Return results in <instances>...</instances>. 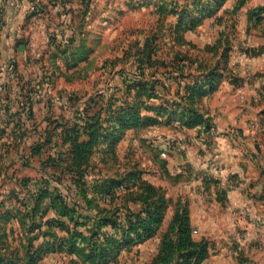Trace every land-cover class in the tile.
I'll return each instance as SVG.
<instances>
[{
	"label": "rangeland",
	"instance_id": "obj_1",
	"mask_svg": "<svg viewBox=\"0 0 264 264\" xmlns=\"http://www.w3.org/2000/svg\"><path fill=\"white\" fill-rule=\"evenodd\" d=\"M167 1H177L179 6L174 7L178 11L190 6L193 14L198 7L195 4L203 0ZM236 3L237 0H224L215 15L205 19L195 29L185 32L183 34L185 42L178 44L175 42V35L171 33L172 23L177 22L178 16L169 15L164 22L160 21L162 23L159 25L157 8L150 2L126 0L123 8L120 2H116V8L107 15L109 19L107 18L104 29L100 31V25L96 24L93 28L95 33L88 36L87 45L94 46L96 51L86 61L83 60L77 67L71 69H61L59 66L73 62L72 58L66 61L63 60L65 56L61 55L55 61L51 53L48 54V62H45L47 64L43 69L39 68L37 72L28 74L30 78L28 81L34 82H37V73L46 75L41 85L37 86L32 82L33 84H29L27 88L26 84L22 87L23 90L24 88L33 91L36 89L38 94L34 99L35 118L30 121L25 120L28 118L27 107L24 106V110H19L22 106L21 101L18 97L12 98L10 94V89L13 88L11 81L19 79L13 63L18 60L25 65V61L13 50L7 47L0 48V91L2 92L0 98V215L6 213L4 211H10L16 215L22 207L21 202L29 201L27 190L20 189L17 179L24 176L35 179L41 176L42 160L58 151L55 147L56 143H60L61 128H58V123L75 121L80 116L78 110L90 108L91 112H101V122L106 129H114L115 124H112V121L107 122L106 119L113 109L124 103L125 99L129 98L128 101H132L135 95L134 91L127 93V90H124L121 75H125L127 81L134 78L138 65L137 53L139 49L144 48L146 39L155 38L154 31L159 34V37L155 42L156 48L151 42L149 45L156 50L153 60L172 61L175 58L179 63L178 59L186 57L188 66L185 71L194 75L199 74L198 64L189 65V61L207 60V63L211 64H218L220 61L219 66L224 73L220 86L226 91L225 94L233 99L230 104L232 111H239L240 118H243L245 122L262 127V124L264 125V18L260 21L250 20L249 12L258 6H264V0H249L238 11H235ZM2 17L3 22L0 26L4 23L5 13ZM98 37L101 40H98ZM224 52L228 57L226 61L222 56ZM58 63L59 66H57ZM15 87L23 91L21 84ZM176 87L177 84L174 83L173 89ZM23 102L26 103V99ZM218 109L217 112L222 114V111ZM164 122L166 123V120ZM165 123L144 126L138 130L128 129L116 144L117 159L109 151L108 144L100 142L93 150L90 163L85 167L84 193L76 187L74 189L68 178L59 183L54 179L51 186V189L61 191L60 194L63 195L61 199L64 197L66 203L76 210L73 222L88 221L87 226L79 227L82 231L92 229L94 222L85 220L79 215L91 216L99 208H112H106V200L101 192L102 183L112 177H118V174L124 173L133 166L143 169L149 180L170 192L172 206L169 207L166 213L167 218L157 235L146 242L124 248L118 258L108 264H148L152 261L160 249L163 234L170 226L174 211L173 203L179 198L185 199V196L180 193L183 190L181 185H177L173 178L181 177L185 185L189 178H197L201 173L199 170L190 172L187 167L177 172L178 169L168 162L171 175L169 174L164 161L182 155V149L178 150V148H180L179 142L183 139L179 138L182 133L179 127ZM230 133L233 136L236 135V131H233L231 126L210 135L211 137L202 132L199 136L211 150H215L218 147L219 138L223 134ZM49 139L52 142L42 149V155L33 156L34 141L36 145L38 142H46ZM259 140L264 151V135L260 136ZM171 150L177 151L171 153ZM254 151L257 150L254 149ZM56 170H59L57 172L60 175L61 170L59 168ZM44 172L53 174V170ZM178 173L182 176H177ZM177 189L179 190L176 191ZM24 193L25 199L21 197ZM18 194L20 198H16ZM139 207V205H133L132 209L139 210ZM55 216L56 213L53 211L47 215V217ZM64 220L67 221L66 218ZM4 221L5 219L2 218L1 222ZM18 222V219L11 218L7 225L16 232L18 237L14 239L20 241L26 237V232L19 227ZM52 229L45 228L46 237L39 235L35 245L65 235V232L58 228ZM104 231L114 232L110 227L103 228V234ZM194 231L195 229L193 235L196 238L199 237L200 234ZM37 233L38 231H35L30 235L35 237ZM14 244L17 246L19 243ZM38 264H85V262L76 254L51 252ZM204 264H231V261L227 255L220 256L214 253Z\"/></svg>",
	"mask_w": 264,
	"mask_h": 264
},
{
	"label": "trees",
	"instance_id": "obj_2",
	"mask_svg": "<svg viewBox=\"0 0 264 264\" xmlns=\"http://www.w3.org/2000/svg\"><path fill=\"white\" fill-rule=\"evenodd\" d=\"M248 1L237 0L235 11L245 6ZM223 3L224 0L199 1V4H195L198 6L195 13L192 14L190 6L178 11L174 7L179 6L177 1L159 0V25L169 15L178 16L177 22L172 23L171 33L175 35L176 43L183 44V34L215 15ZM3 13L4 9L0 7V23L3 22ZM262 18L264 6H258L249 12L250 20L260 21ZM154 33L155 38L146 39L144 48L137 53L138 65L134 78L127 81L125 75H121L124 90L127 93L134 91L135 95L132 101L125 99L106 119L107 122L112 121L115 124L114 129L104 127L100 111L91 112L90 108L78 110L80 116L75 121L58 123V128H61L60 143L55 144L58 151L42 160L41 176L35 179H17L20 189L27 190L30 202L22 201V207L16 215L10 211H4L6 213L0 215V264H38L51 252L79 255L85 264H108L116 260L124 248L146 242L160 231L170 201L161 188L144 178L145 172L138 166H133L118 174V177L102 183L101 192L106 200V208H112H99L91 216L79 215L94 222L89 231L79 229L87 226L88 221L73 222L76 210L66 203L64 197L61 199V191L51 189L54 179L59 183L68 178L73 188L76 187L84 193L85 167L90 163L94 148L103 141L117 159L116 144L128 129L138 130L144 126L165 123L164 120L168 125L197 127L200 133L205 134H209L214 127L212 117L204 109L203 100L215 92L224 79L220 61L218 64L207 63V60L201 62L199 59L189 61V65L198 64L199 74L194 75L185 71L188 66L186 57L178 59L179 63L175 58L172 61L153 60L157 47L155 42L159 37L156 31ZM150 42L155 48L149 47ZM59 53L67 57V60L70 58L68 48ZM72 54L76 56L77 52ZM88 56V51H82L72 61L77 64ZM222 56L225 61L228 60L226 52ZM13 67L17 70L16 63H13ZM174 83L177 87L173 89ZM1 94L0 91V97ZM26 102L29 103L28 116L32 117V101L28 99ZM51 142V139L38 142L32 149V155L41 156L42 149ZM56 168L61 170L60 175ZM49 170H53V174L44 172ZM21 197L25 199V193ZM16 198H20V194ZM133 205H139L140 209L133 210ZM50 211L55 212L56 216L47 217ZM2 218L5 219L4 222H1ZM11 218L18 219L19 227L26 232V237L20 241L14 239L18 236L7 225ZM47 227L49 230L58 228L65 235L36 246L39 235L46 237L44 232ZM108 227L114 232L104 231L103 234L102 229ZM193 230L188 206L179 205L169 228L161 238L157 255L148 264H203L208 256L209 243L204 239H195ZM35 231H38L37 236L32 237L30 234ZM15 242L19 244L16 246Z\"/></svg>",
	"mask_w": 264,
	"mask_h": 264
},
{
	"label": "crops",
	"instance_id": "obj_3",
	"mask_svg": "<svg viewBox=\"0 0 264 264\" xmlns=\"http://www.w3.org/2000/svg\"><path fill=\"white\" fill-rule=\"evenodd\" d=\"M146 1L157 8L159 0ZM116 2H120L122 8L126 4V0H0V7L5 13L4 23L0 26V48L13 50L25 61V65H22L16 60L19 79L11 81L13 88L10 94L21 101L19 110H24V106L28 109L29 103L23 102L25 99L32 101L33 116H28L26 121L35 118L34 99L38 95L36 89H26L34 82L28 81V74L43 69L47 64L45 62H48V54L53 53L57 61L61 56L59 51L67 48L70 59L82 51H88L89 58L96 49L87 45L88 36L95 33L93 28L96 24L100 25V31L104 29L109 19L107 15L116 8ZM98 40H101L100 37ZM73 52H77L76 56H73ZM63 60L67 61V57ZM80 63L82 61L77 64L73 61L60 66L58 63L57 66L71 69ZM36 76L37 82L34 83L41 85L46 75L37 73ZM19 84L21 90L25 84L26 88L23 91L14 88ZM225 92L219 86L203 100L204 109L212 117L215 133L230 126L236 131L234 136L231 133L221 134L215 150H211L200 138L199 128L173 124L182 132L179 138L183 141L179 142L178 148L182 149V155L164 161L166 169H169L170 162L172 167L178 169L177 172L187 167L190 172L199 170L201 173L197 178H189L185 185L181 177L173 178L177 185H181L183 190L180 193L185 199L179 198L173 203L170 223L179 205L188 206L191 224L200 234L197 238L194 236L195 239H204L209 243L208 256L203 264L214 253L227 255L231 264H264V151L259 140L264 135V125L254 126L240 118L239 111H232L230 104L233 99ZM176 151L171 150V153ZM177 176L182 174L178 173ZM144 178L165 192L171 207L170 192L149 180L145 174Z\"/></svg>",
	"mask_w": 264,
	"mask_h": 264
},
{
	"label": "built area",
	"instance_id": "obj_4",
	"mask_svg": "<svg viewBox=\"0 0 264 264\" xmlns=\"http://www.w3.org/2000/svg\"><path fill=\"white\" fill-rule=\"evenodd\" d=\"M215 134V128L213 127L209 133V137H211L212 135ZM211 135V136H210ZM162 155H165V153H162ZM242 214H244V212H242ZM194 232H197V230H195Z\"/></svg>",
	"mask_w": 264,
	"mask_h": 264
}]
</instances>
